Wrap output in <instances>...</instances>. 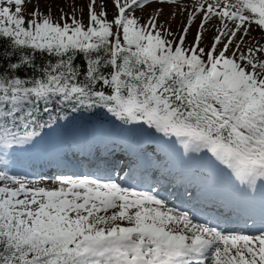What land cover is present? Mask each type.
<instances>
[{
  "label": "snow or ice",
  "instance_id": "obj_1",
  "mask_svg": "<svg viewBox=\"0 0 264 264\" xmlns=\"http://www.w3.org/2000/svg\"><path fill=\"white\" fill-rule=\"evenodd\" d=\"M26 2L0 0V264H264V0Z\"/></svg>",
  "mask_w": 264,
  "mask_h": 264
},
{
  "label": "rangeland",
  "instance_id": "obj_2",
  "mask_svg": "<svg viewBox=\"0 0 264 264\" xmlns=\"http://www.w3.org/2000/svg\"><path fill=\"white\" fill-rule=\"evenodd\" d=\"M85 2V0H49L50 6H51V10L53 12L54 17H58L60 15V12L57 10L58 7H63L65 12H71V6L75 5L77 7H79L81 4H83ZM44 3L45 0H35V6H38L41 10L44 9ZM34 7V0H27L26 2V10L27 11H31ZM152 7H155V5H153ZM149 10L146 9L145 10V14H147ZM169 12V8L167 6L164 7V17H162L161 19H164L165 17H167ZM138 16L140 15L139 12L136 13ZM77 15H79V13H77ZM109 18H111V8H109ZM179 19V18H177ZM176 27V24H173V28ZM50 183V182H49ZM168 203L170 206H173L172 200L168 199ZM179 208V207H177Z\"/></svg>",
  "mask_w": 264,
  "mask_h": 264
},
{
  "label": "bare ground",
  "instance_id": "obj_3",
  "mask_svg": "<svg viewBox=\"0 0 264 264\" xmlns=\"http://www.w3.org/2000/svg\"><path fill=\"white\" fill-rule=\"evenodd\" d=\"M254 35H257V36H258V35H259V33H254Z\"/></svg>",
  "mask_w": 264,
  "mask_h": 264
}]
</instances>
